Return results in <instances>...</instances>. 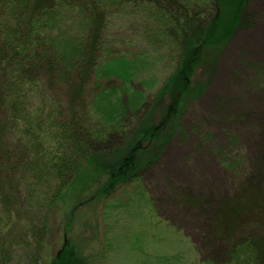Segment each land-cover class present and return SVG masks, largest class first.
Returning <instances> with one entry per match:
<instances>
[{"label":"trees","instance_id":"1","mask_svg":"<svg viewBox=\"0 0 264 264\" xmlns=\"http://www.w3.org/2000/svg\"><path fill=\"white\" fill-rule=\"evenodd\" d=\"M249 1L0 0L2 247H20L25 259L40 264L55 208L73 183L80 185L88 164L109 167L105 182L116 177L117 183L99 191L104 182L93 198L77 200L79 208L105 200L103 209L130 217L128 222H97L102 246L95 264H112V252L135 253V264H264V228L229 239L218 236L201 254L176 226L163 222L144 183L187 105L208 87L193 81L202 52L225 45L249 20V25L257 23L255 16L246 17ZM123 21L135 23L137 39L110 38L111 28ZM160 64L168 74L153 95L150 113L129 128L158 84L156 76H145ZM165 100L155 123L154 110ZM121 139L129 141L113 161L112 144ZM99 155L109 163L97 160ZM225 167L232 170L237 163ZM16 196L23 197L27 222H12L5 210ZM78 209L69 211L61 248L48 264H59L70 243L89 264L80 244L69 237ZM164 242L171 243L166 252L162 246L153 252L148 248Z\"/></svg>","mask_w":264,"mask_h":264},{"label":"rangeland","instance_id":"2","mask_svg":"<svg viewBox=\"0 0 264 264\" xmlns=\"http://www.w3.org/2000/svg\"><path fill=\"white\" fill-rule=\"evenodd\" d=\"M252 15L256 17H253L256 24L249 25V20L247 27L234 33L225 45L202 52L195 63L193 81L194 85L199 82L208 87L198 99L192 98L181 128L174 130L157 163H153L144 176L149 196L163 222L176 226L182 237L192 242L201 254L209 250L218 236L229 239L233 233L237 236L257 234L264 228V153L259 154L264 143V0L249 1L246 17L251 19ZM118 24L111 28L110 38L139 37L135 23L123 21L120 26ZM163 64L145 76H156L158 84L150 88L147 106L143 113L132 119L129 128L135 129L142 115L150 113L153 95L168 74ZM210 73L213 75L209 78ZM167 102H158L154 110L155 123ZM173 125L176 126V121ZM127 141L129 139H121L112 144L113 161L117 159V152L125 149ZM101 155L96 157L97 160L110 161ZM229 163H237V168H226L225 164ZM93 167L96 169H91ZM93 167L83 166L80 185L73 183L72 192L67 191L57 204L50 221L53 232L40 264H48L60 250L64 223L69 211L73 213L72 208H79L77 200L93 198L91 196L110 176L109 167ZM116 183L117 178L113 177L99 191ZM104 203L105 200H95L82 204L69 235L80 244L89 264L99 260L97 256L102 246V227L97 222H128L130 218L126 215L118 217L117 212L108 207L103 209ZM24 207L23 197L16 196L5 210L12 222H27L23 216ZM82 222H87L86 226H80ZM1 243L0 239V264H33L24 258L20 247H2ZM170 244L164 242L158 247L154 243L148 248L153 252L162 246L166 252ZM136 259L139 256L133 252H112L110 256L112 264H135ZM83 260L82 254L70 243L59 257V264H85Z\"/></svg>","mask_w":264,"mask_h":264}]
</instances>
